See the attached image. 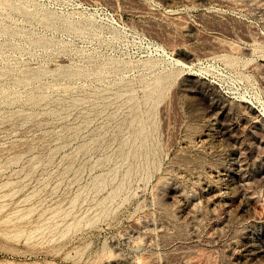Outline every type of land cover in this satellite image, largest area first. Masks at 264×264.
<instances>
[{"label":"rangeland","instance_id":"obj_1","mask_svg":"<svg viewBox=\"0 0 264 264\" xmlns=\"http://www.w3.org/2000/svg\"><path fill=\"white\" fill-rule=\"evenodd\" d=\"M0 264H264V0H0Z\"/></svg>","mask_w":264,"mask_h":264}]
</instances>
